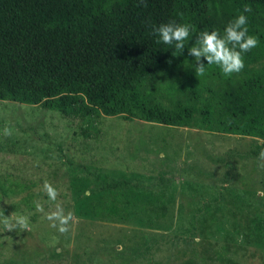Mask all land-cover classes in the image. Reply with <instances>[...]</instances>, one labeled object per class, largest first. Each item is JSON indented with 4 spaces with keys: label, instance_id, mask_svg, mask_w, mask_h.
<instances>
[{
    "label": "rangeland",
    "instance_id": "1",
    "mask_svg": "<svg viewBox=\"0 0 264 264\" xmlns=\"http://www.w3.org/2000/svg\"><path fill=\"white\" fill-rule=\"evenodd\" d=\"M244 64L238 74L264 61ZM185 73L172 83L187 81ZM5 126L13 130L10 137L3 135ZM260 141L0 100V211L29 221L28 230L0 224V264H221L211 244L224 241L238 245L236 264H264ZM45 180L73 213L66 235L45 219L54 207L41 191ZM28 193L44 212L20 203ZM114 198L121 216L95 213L100 202Z\"/></svg>",
    "mask_w": 264,
    "mask_h": 264
},
{
    "label": "trees",
    "instance_id": "2",
    "mask_svg": "<svg viewBox=\"0 0 264 264\" xmlns=\"http://www.w3.org/2000/svg\"><path fill=\"white\" fill-rule=\"evenodd\" d=\"M146 4L0 0V100L43 104L69 116L123 115L264 141V66L227 77L216 66H206V75L197 77L194 58L187 55L198 32L223 34L227 23L243 13L249 33L259 40L257 47L242 54L244 63H262L264 0H146ZM245 4L251 12H243ZM173 20L190 24L194 32L180 55L174 46L157 44L152 32L154 25ZM183 71L187 81L176 86L172 79ZM166 94L172 95L169 102ZM12 193L15 190L2 191ZM35 202L34 193H28L20 203L33 209ZM95 207L99 216L122 214L118 198ZM211 247L221 264L237 263L236 242H215Z\"/></svg>",
    "mask_w": 264,
    "mask_h": 264
},
{
    "label": "clouds",
    "instance_id": "3",
    "mask_svg": "<svg viewBox=\"0 0 264 264\" xmlns=\"http://www.w3.org/2000/svg\"><path fill=\"white\" fill-rule=\"evenodd\" d=\"M138 6H147L146 0H137ZM244 13L251 12V7L244 5ZM153 34L156 35V43L174 46L176 52L182 54L188 46L189 40L194 33L192 26L188 23H177L170 21L161 23L159 26L152 27ZM259 40L256 35L249 33L248 17L241 13L230 20L221 34L218 30H203L196 35L195 42L187 47V55L194 58V70L197 77H203L207 73L206 66H216L225 76H232L240 73L245 67L243 55L257 47ZM177 56V55H173ZM171 63V60L168 61ZM13 130L9 126L3 129V135L10 137ZM261 148L257 157L258 167L264 170V141H260ZM41 191H43L48 200L54 203L45 213V219L49 226L56 229L61 234L70 232V225L74 221L71 211L65 212L61 203L57 202L59 192L52 183L45 180ZM257 195L264 198V190H257ZM36 210L44 212L41 203L35 202ZM0 224H3L7 231L17 229L28 230V217L23 215L6 216L0 211Z\"/></svg>",
    "mask_w": 264,
    "mask_h": 264
}]
</instances>
